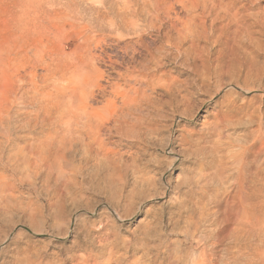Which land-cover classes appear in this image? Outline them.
<instances>
[{"label": "rangeland", "instance_id": "obj_1", "mask_svg": "<svg viewBox=\"0 0 264 264\" xmlns=\"http://www.w3.org/2000/svg\"><path fill=\"white\" fill-rule=\"evenodd\" d=\"M144 1L148 0H0V143L8 137L50 132L57 128L55 121L77 114L78 68L87 62H81L85 56L104 74L102 89H91L90 103L94 111L110 116L124 111V95L132 84L128 76L152 72L139 65L157 48L163 46L169 53L158 72L168 77L146 87L152 102L145 101L134 112L145 122L144 135H103L119 155L118 172L105 166L95 170L93 162L84 165L80 157L73 163L84 173L71 177L76 185L68 194L63 187L58 194L72 222L68 236L55 238L60 231L66 234L69 226L61 221L54 228L48 219V209L63 207L62 202L52 206L55 197L36 193L44 189L41 179L33 190L11 169L1 171L16 187L12 194L19 197V208L34 203L44 210L40 216L46 217L45 230L53 237L37 232L38 223L28 221L21 211L7 225L1 215L0 241L5 247L0 248V264H17L20 259L22 264L38 249L42 264H190L202 253L215 264L229 260L225 250L234 243L226 239L229 229L222 219L232 183L233 172L228 170L235 164L231 155L242 161L250 148L247 161H252L264 143V0L237 2L232 12V0H221L222 8L212 16L167 0L173 5L171 12L167 10L170 18L161 14L156 20V28L162 24L160 32L146 27L143 46L136 44L133 34L123 40L115 37L109 31L114 13L153 17ZM126 3L130 10H124ZM179 19H195L197 32L172 48L167 40L176 37L171 26ZM118 21L124 28V18ZM118 86L121 95L116 97ZM222 162L227 168L223 175Z\"/></svg>", "mask_w": 264, "mask_h": 264}, {"label": "bare ground", "instance_id": "obj_2", "mask_svg": "<svg viewBox=\"0 0 264 264\" xmlns=\"http://www.w3.org/2000/svg\"><path fill=\"white\" fill-rule=\"evenodd\" d=\"M148 1L147 2L144 1L147 5L143 4V6L153 10L154 15L151 19L147 18V16L145 15H142V12H139V14L130 16V14H125V15L119 14L118 15V12L114 13L115 12L114 10L113 12L114 16L112 15L113 17L111 18L112 21L110 22L109 31L115 37L120 38L122 40L125 37H127L128 34H133L135 38H137L136 44L138 46H143L142 42H143V38L145 35L144 32H146L147 30L146 27L150 29H154V30L158 29L159 32L162 31V24H160L159 28H156L155 22L156 20L160 19L161 14L167 15L168 18H170L169 14L167 13V10L171 12V8L173 6V5L170 6L171 4H169L167 0H148ZM240 1L254 2L255 0H232V2L229 3L230 8L228 10L230 12L235 10L236 3ZM175 2L179 3L180 5H182L185 9L189 11H202L201 14L209 15V16H212L214 12H216L217 10L219 11L220 8H222L223 6L222 5L223 3L221 2V0H176ZM130 8L131 6H129L126 3L124 10H130ZM237 15L238 14L236 13V15H234L233 17H236ZM118 17L124 18V21H123L124 28L119 24ZM177 21H179L180 23L179 26H177ZM196 22L197 21H195V19H185V20L179 19V20L174 21V23L171 26V29H172L171 31H173L176 37L168 36L167 43L169 47L179 48L180 45L184 41H186L189 38H193L195 36V33L197 32ZM201 28H203V26H201ZM206 32L207 30H204L203 33L205 34ZM201 36H203V34H201ZM165 50L166 48H164L163 46L160 48H157L155 50V53H150V59L147 62L141 63L139 65V67L145 70H148L149 68H151L152 72L143 73L137 76H134V75L128 76L132 84L129 85V88L127 89L124 95L126 97V102L125 101L123 102V108H122L124 109V111H121L120 114L117 113L116 111L115 113H112V115L110 116L109 115L106 116L105 114L102 115V113L100 114L99 112L94 111L90 103L94 96V93L91 91V89L92 88L93 89L97 88V90L102 89L100 81L104 78V74L97 70L94 61L89 62L88 56H85L84 59L81 60V62L85 63L87 61L86 62L87 64L85 63L83 67H79V68L77 67L78 69L81 68L80 70H78L79 76H78L77 89L79 90V92L76 93V97L79 103H78V109L76 111L77 114L75 115L68 114L67 116H65V120L63 119V121H61L60 119V120L55 121L54 124L57 125V128L51 130L50 132L42 131L40 134H27L24 137V139H22V137H19V136L17 138L8 137L6 138V141H4V143H0V216L1 215L4 216L3 217L4 223L6 222V225L9 224L13 220L12 218L14 214L17 213V211L18 212L21 211L24 213V215H26L28 221L34 223V225L38 223V227L36 229L37 232H42V234L44 233V235L52 236L51 234L52 232L50 233L45 230L46 217L44 218L43 216V219L41 218V216L44 215L43 209L36 207L34 203H31L30 205L27 203L28 206L26 205L24 206V208H19L21 206L23 207V205L19 202V197L12 194V192L16 190V187L15 186L12 187L10 184L11 178L8 176H4L3 173L1 172L4 168H7L9 170L11 169L12 172L15 173L17 177L19 178L18 180L20 183L28 185L33 190H37L36 180L41 179V185H43L44 189L40 192L37 190L36 193H38L39 195L50 197L51 200L55 197V199H57V202L52 203L53 207L54 206L58 207L59 206L58 204L60 203L61 205V202L63 201L61 198L58 197L59 196L58 194L61 193V192L59 193L60 187L61 188L63 187V190L68 194V192L72 190L73 188L72 186L76 185L75 184L76 181L75 183H73L71 177L73 175L78 174L79 171L82 175L84 173V168H79L78 170V168L75 165H73L77 157H80L84 165H88L91 162H93L95 170L96 169L100 170L104 166L109 168L110 170H113L114 172L118 170V167H119L118 165L120 163H117L115 161L116 160L115 155H118V154L116 153L115 149H112L109 147L108 142L105 141L103 135L105 131H107V133H109V135L108 134L107 135L109 139H111L115 137L116 135L122 138L128 137V135L133 136V138H135V137H140L143 134V128H144L143 125L145 124V122L142 117L136 116L134 112L136 111L139 112V110L141 109L145 101H148L149 103L152 102L151 100L152 98H150L147 95V91L145 90L146 87L148 88L154 87L155 84H159L162 81L163 77L165 76L168 77L167 75L165 76L158 75V72L163 67H165L164 60L167 59L169 55V53L166 52ZM84 60L85 62H83ZM113 65L114 64H112V66ZM173 82L171 83L170 87H174ZM119 90H120V86H118L117 90L114 91L116 97H119L121 95V92H119ZM116 108L118 109V107L115 106V109ZM31 122L32 120L27 123L29 127H30ZM47 122H48L47 120L42 121L43 124ZM221 134L223 133L221 132L220 135ZM129 139L131 140V138ZM223 142L220 144H223ZM221 146H219V149H221ZM232 149L233 147L231 148V151ZM249 149L250 148L245 149V152L242 157V161H239L240 157L237 158V157H234V154L231 155L233 159L235 160V164L232 166L233 170L231 169L228 170L230 172H233V174L229 176L230 180L232 181L230 185L231 190L228 192V195H227L228 200L226 201V205L224 207L227 210L225 212L224 218L222 219V224L224 226H228L227 229L229 230L227 233H229V235L226 237V239H230L231 242L233 240L232 244L234 243V246H231L227 250H225V256H228L229 260L225 261L224 263L220 262L221 264H264V143L261 149L259 150V152L255 155L254 159L248 162L247 158L250 156ZM217 151L219 152V150ZM230 166L231 165H229V167ZM226 169H227L226 166L222 162L221 163V171H222L221 175H223ZM135 173L138 174L137 171ZM85 177L86 176H84V178ZM86 180L88 183V179ZM199 181L201 182V180ZM202 183H204V181ZM107 187H108V184H107ZM117 187H114V188H117ZM150 187H151V184H150ZM133 191L135 190L133 189ZM20 204L21 206H19ZM9 205L11 206V208H9ZM60 207L61 206H59V208L48 209L51 212L50 211L47 212L48 219H51L54 221L53 222L54 228H59L61 221L64 222L65 226L67 227L69 226V223L71 222V221L69 222L67 220V217L65 216V213H64L65 208H64L63 202H62L63 208H60ZM259 208H262V209H259ZM70 229L71 227L69 226V229L66 231L67 232L66 234H64V231H60L59 234H57V237H55L56 235L54 237L57 239L61 238V236L65 238L66 236H68L69 231H71ZM3 233L7 234V232H3ZM4 236L6 238L7 235H4ZM187 236L188 234L186 235V237ZM188 238L189 237H187L186 239ZM0 240H2L1 235H0ZM1 247L4 248L5 243L0 241V248ZM38 250H42V249H38ZM38 250L34 252L35 253L34 257H31L29 255L30 257L27 256L26 258L24 256L25 259L22 260V264H42L41 259L43 258V254L41 251H38ZM32 251H35V250H32ZM23 253H27V252H23ZM197 256L198 258L194 261H191L190 264H215L212 259H208L206 257L205 253H202L201 255H197ZM69 258L74 259V256L73 257L70 256ZM46 264H52V263L48 262ZM79 264H86V263L82 262Z\"/></svg>", "mask_w": 264, "mask_h": 264}]
</instances>
